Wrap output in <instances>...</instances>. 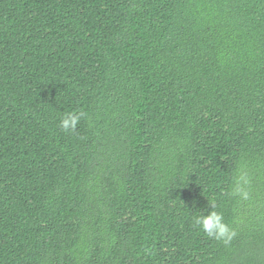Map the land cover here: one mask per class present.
<instances>
[{
    "label": "trees",
    "instance_id": "obj_1",
    "mask_svg": "<svg viewBox=\"0 0 264 264\" xmlns=\"http://www.w3.org/2000/svg\"><path fill=\"white\" fill-rule=\"evenodd\" d=\"M0 264H264V0H0Z\"/></svg>",
    "mask_w": 264,
    "mask_h": 264
},
{
    "label": "clouds",
    "instance_id": "obj_2",
    "mask_svg": "<svg viewBox=\"0 0 264 264\" xmlns=\"http://www.w3.org/2000/svg\"><path fill=\"white\" fill-rule=\"evenodd\" d=\"M84 118V114L79 115L68 114L62 121L60 127L64 131L75 130L77 123L80 119ZM244 178L241 177V180ZM247 181H245L246 183ZM239 183V181L237 182ZM241 195L244 198H247V193L241 191ZM195 222L199 224L202 230L209 236L217 240H223L225 243H228L235 232L232 231L227 224L223 222V216L216 211L210 212L207 216L197 217Z\"/></svg>",
    "mask_w": 264,
    "mask_h": 264
}]
</instances>
